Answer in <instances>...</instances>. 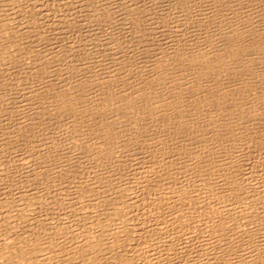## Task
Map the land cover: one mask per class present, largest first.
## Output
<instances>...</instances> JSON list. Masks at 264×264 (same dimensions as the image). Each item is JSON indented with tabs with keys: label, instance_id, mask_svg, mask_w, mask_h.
Here are the masks:
<instances>
[{
	"label": "rangeland",
	"instance_id": "1",
	"mask_svg": "<svg viewBox=\"0 0 264 264\" xmlns=\"http://www.w3.org/2000/svg\"><path fill=\"white\" fill-rule=\"evenodd\" d=\"M215 1L216 2H214V0H0V259H2L1 257L3 255V254L1 255V252L4 253V255L6 254V252L8 254L9 251H11L14 254L19 253L17 254V256L14 255L15 256L14 257L12 256L13 254L10 252L9 254L10 255L12 254L11 259H10L9 254L8 255L6 254L5 256H3V259L0 260V264H7L3 262L4 260L5 261L9 260L8 261L9 264L10 263L13 264L14 262L12 261H17L18 264L25 263L24 260L18 261L17 259L21 256L22 251H24V256H26V248H30L31 246H32L31 248H33V246H36V244L39 245L40 243L43 244L41 245V248H43V250L42 252L40 251L38 253H41V254L44 253L46 257L48 256L47 258L45 257V255L40 254V256H42L44 260L45 259L48 260V258L51 256L50 254H52V256L56 254L55 252L57 250H55L54 247L57 248L58 246L55 243H58V244L60 242L63 243V240L67 238L66 236L67 232H69V234L71 233L70 235L67 233L69 235L68 236L69 239L71 237H72L71 239L73 238L75 239V237H77L76 239L80 242H85V240L87 242L89 240V243L90 242L94 243L96 240L98 241V239H95V241L93 240L94 236H92V239H86V237L88 236L87 233L90 232V230H92L91 228L92 222L95 221L97 217L100 218L101 222L107 221V220H108V223L110 220H112L111 222H113V218H111L110 213H112L113 211L117 212L118 210L123 211L122 213H125L126 211H128V214H127L128 216L125 214L126 218L123 220L125 222L121 223L122 225L125 224L123 226H126V227L121 228L123 229L122 230L123 233L120 232L121 230H119V233L120 234L122 233L120 240H123L124 238H126L124 235V229L127 230L128 227H129L128 230L129 231L131 230L133 232L135 231L142 232V229L145 227L143 230L144 232L146 231V229L148 231L150 228L151 230L150 233L149 232L147 233H149L151 239H154L155 236H160L161 230L167 233V230H166L167 227H169L168 232L170 234L171 226H174L177 228L178 227L181 228L182 226H184V228H186L187 231L184 230V232L186 231L185 233L183 232L182 229H180V231L183 233L182 236H185L187 234V237H190L189 232H192V234L195 232L197 234L199 232V229H200V233H202V231L207 232L206 218L210 214L212 215V213L211 212L209 213V211L216 210L215 212H217L221 210L220 212L227 211L228 213V211L231 210V207L234 213L232 212V210L229 211L228 215L230 214L229 215L230 220L233 217L232 220L234 221L236 219L237 220V221L235 220L236 222L241 221L240 223L242 224V226L246 225V222H247L248 228H250L251 225H252L251 228L253 227V225H254L253 228H255V226L257 227L260 224L261 222L260 220H262V216L264 215L263 214L264 212L263 211L261 212L260 209L259 211L258 210L256 211L254 209H258L260 207L261 209L262 207L264 208V206H262V204L264 205V202H263L264 200L263 198L264 197V106L257 107L258 113L256 114L257 115L261 114V116L258 117L257 119L255 117L253 119H249L247 121L241 122L242 121V119L240 118L241 115L235 114V113L232 114L230 117H227V118L223 117V119H226L225 123L227 124H230L232 121H234L230 125V127L232 126L233 128H200L201 126H203V122L208 121V118H210L209 113L206 110H203V108H201L202 109L201 111L203 113L202 115L200 114L201 113L200 111H197V114H196L197 116L199 115L202 116V119L200 118V116L199 118L197 117L198 119L193 118V117L189 118V120L186 119L187 122L184 123L185 128H170L171 126H166L168 128H162L161 122H160L161 125L159 126V128H156L157 125H154L156 122H154L153 125L145 127L144 121L147 120V118L145 119V117L147 116L149 117V115L146 116V112H143V110H141V114L139 116L138 115L139 112H137L138 111L137 109H135L134 111L133 109L131 110V108H133L131 103H133L132 101L134 100L127 101L128 98H125L126 100L125 99L122 100V95L124 97V92L119 93L118 91H116L114 96H112L113 100H110V102L108 101L109 103L108 104L106 103L104 99H102L104 94H101V93H104V91L106 90V92L109 91V92H112L113 94L114 93L112 91L113 85L110 84L111 85L110 86L107 84L106 89H103L104 91L98 90L103 85V83H101V80L104 81V78H106L107 72H109L108 70L110 69L111 71L113 69L114 64H116V61L119 63V65H123V63L130 64V62H132V60L136 58L137 59L142 58L140 56L141 52L137 50V49H140V47L144 49L146 51V55L150 57V61L148 60L149 57L148 58L145 57L144 61L140 59L141 64L142 62L143 63L146 62L147 65L146 64H142V65L143 66L145 65L144 66L145 69L147 70V72H150V73L152 69L159 68L158 70H160V65L163 64L161 62H163L164 59H166L167 61L168 60L174 61V59H178V54L189 55L196 49L204 48L202 46H203V43L206 41L204 39H205V33L208 32L207 31L208 27L211 30L215 27L213 22L212 23L214 27L211 25V21H208L211 19L212 15H213L212 16L213 18L216 17L218 22L219 21L222 22L224 18H230L233 15H236L237 18L240 17V21L242 23L255 24L261 28L264 27V22H263L264 21V17H263L264 0H248V2L247 0L245 1L242 0L243 1L242 3H241V0L239 1L238 0H215ZM262 4H263V7H262ZM212 6H214L215 8L214 7L212 8ZM203 10H205L206 12L202 13ZM162 13L166 15V16H163V19L165 17L164 20L161 17ZM202 14H204V16L208 15L207 17L209 18L205 17L206 20H204L205 18H203L204 16ZM243 16H246V18L243 19ZM158 21L159 22L162 21L160 22L162 23L161 24L162 27L158 24L159 23ZM240 21L239 22L237 21V23H240ZM144 22H147V23H144ZM131 23L132 24L134 23L132 27H131L132 25ZM144 25H146V27ZM222 25L224 24L222 23ZM227 25H228V22H227ZM220 26L218 25V28ZM146 29H147V32L145 31ZM156 29L158 31L161 29L162 32H160L161 30L158 32ZM137 30H139L140 32ZM153 30L156 31L158 34L155 32L153 33ZM135 32H137V34ZM141 32L144 35L147 34V36H143ZM159 33L161 35H159ZM148 34L150 35L148 36ZM171 35L172 37H169ZM141 38L142 40L144 39L145 40L144 42H147V44L144 43L141 40ZM97 39L99 42H97ZM141 41H142V44H141ZM166 42L167 43L169 42L168 43L169 45ZM90 45H91V48H90ZM93 45L95 46L96 49L94 48ZM96 46L97 47L99 46L100 49H98ZM132 46L134 47L133 50H132ZM76 47H77V50H76ZM80 47L82 48L80 49ZM122 47L123 49H121ZM83 48L85 50L82 54ZM86 49L88 51H86ZM134 49H136L137 51ZM78 50H81L80 55H84V56H79L80 51ZM111 50L113 52H111ZM127 50H129L130 53L127 52ZM76 51H78L77 54H76ZM89 51L92 54L89 55ZM137 52H140V53H137ZM158 52L159 54H157ZM123 54L124 55L127 54V55L124 56ZM115 55H118V56H115ZM160 55H164L163 56L164 59L163 58H161L163 60L160 59L161 62L159 60ZM77 57L79 59H77ZM131 57H132V60H129L131 59ZM48 58H49V61L47 60ZM117 58H120V59H117ZM91 59H93V62ZM157 59L160 62L158 64H157L158 62ZM89 60L90 62L88 64ZM147 60L149 61L148 63H147ZM120 61H122L123 63L122 62L120 63ZM43 63L44 64L46 63V65H44L46 66V69L44 66L43 67L41 66L43 65ZM48 63L50 64L49 66H48ZM83 63L86 65H84L85 67L83 66L80 69V64L83 65ZM118 63L116 65L118 66V69H119L121 66H119ZM153 63L157 64L156 65L157 67L153 66L155 65ZM73 64L75 68L74 66L71 67V65ZM116 65L115 67L117 68ZM148 65L149 66L151 65V66L149 67ZM152 66L153 68H151ZM178 66L180 67V65ZM39 67L40 69L42 68V70L38 69ZM92 67L95 71L92 69ZM95 67L96 69L98 68V70H96ZM70 68L72 69L70 70ZM56 69L59 71H56ZM74 69L77 71V75ZM45 70H48V71L46 72ZM61 70L63 73L61 72ZM89 70H90V74H89ZM34 72L36 73L37 76L34 74ZM65 72H67L69 75L73 74L74 76L70 75V78L68 80L69 75ZM94 72H96L95 75H94ZM105 73L106 75L104 76L100 75V74H105ZM39 74L41 75V77L39 76ZM59 74L60 75L64 74V76L59 77ZM56 75H58V78H57L58 81L56 80L54 82H49V80L50 81L55 80L56 79L55 77H57ZM98 75H100V77ZM33 76H35L36 78H33ZM81 76L83 77L82 80H81ZM90 76L91 77L94 76V77L91 78ZM94 78L96 79V81L94 80ZM78 79L81 82H79ZM84 79H86L85 80L86 82L88 81L87 86H89V88H86L87 86H86V82L84 81ZM91 79H93L94 83ZM123 80L125 79L120 78L118 79L117 82L121 81L123 83ZM65 81L66 82L69 81L68 83L69 87L66 86ZM75 81L77 82L74 83ZM126 81L123 83V85L125 84L124 86H126L124 87V89L129 87L128 88L129 91L131 90L133 94L136 93L134 91H138L139 86H136L137 88L134 87L136 82L133 83V81L135 80L133 79L128 80V83ZM90 82L92 83V86ZM60 83L65 84V86ZM88 83L90 85H88ZM122 83L120 82L117 83L118 84L117 88L118 86L121 87ZM126 83L129 85L127 86ZM52 84L54 85V87L52 86ZM59 84H60V87H59ZM75 84H78L76 85L78 87H76ZM94 84H98V86L99 85L100 86L98 87L95 85L93 87ZM56 85L62 90H60L57 87L56 88L58 90L57 91L55 89ZM84 85H85V88L89 91H87L84 88ZM70 86L71 87L73 86L72 88H75L74 89L75 92L72 91V88H70ZM108 87L111 88V91H110V88ZM131 87L132 88L134 87V88L132 89ZM51 88L54 91H51ZM76 88H77V92H76ZM83 88L85 89L86 91L85 93H87V95L83 92L84 91ZM63 89L65 91H69L70 93L69 92L66 93ZM92 90H94L93 93H90L92 92ZM43 91L46 92V95H42V94H45ZM59 91L60 92L62 91L61 92L63 96L62 99L65 100V98L66 99L68 98V100H65V101L62 100L61 95L59 94L60 93ZM63 91L66 93L65 96L63 95L64 94ZM95 91L99 93H95ZM56 92H58V94H56ZM132 92H129V93L127 92V94H130V93L132 94ZM48 93H49V96H47ZM53 93L55 95H59L57 96L58 98ZM73 93L74 94L76 93L75 94L76 97L75 95H73ZM79 93L80 94L82 93L81 96ZM67 94H70V95L67 96ZM89 94L91 97L88 96ZM98 94H100V96ZM36 95L38 97H36ZM96 95L98 96V98H96L97 97ZM72 96H73V99L70 98ZM93 96H96V97H93ZM126 97H129V96H126ZM74 98H79L80 100L77 99L76 101ZM69 99L73 100V101L70 100L73 104H71L70 102L69 103L70 105L68 104L67 106L66 101H69ZM99 99H101L100 101L102 102L97 101ZM104 102L106 104H104ZM196 105L197 104L192 103L190 107L188 108L189 112L192 113L194 109L197 108ZM126 107L129 108L131 111H128L129 109H127ZM136 107L138 108L137 105ZM158 109H163V108L156 109L155 107V111L159 112ZM203 111H205V113ZM198 112L200 113L198 114ZM125 113H127L126 115H131V119H132V120L130 119L128 123V126H130L128 128H127V122L130 116H127L128 119L126 120V117L124 116ZM132 114H134V117ZM140 118H143V119H140ZM150 119H152L151 115H150ZM150 119L148 118L147 121H150ZM193 119H195L196 121H194ZM191 120L193 121L191 122ZM80 121H83V123ZM142 121L143 123H141ZM78 122L80 123V127L78 126L77 128L76 124L79 125ZM107 122L111 123V125H113L114 128H97V127L94 128L93 127V125L99 126L102 123H107ZM139 122L142 125V128L141 126H137V124L139 125ZM196 122H199V123L197 124ZM192 123H195V125L194 124L191 125ZM134 126L137 128H133ZM188 126L189 127L192 126V128L191 127L188 128ZM98 143H99V146H103L101 147L103 150L111 149V146H114V147L116 146V148H118L117 151L123 154L120 156L119 153L116 151L114 155L113 152L111 153L108 151L106 156L107 158L109 157L110 161L108 159L107 161L104 156L100 154L97 155V152L98 153L100 152L99 149L96 148L98 147L97 145ZM161 143L162 144L167 143L165 145L170 144V145H176V146L187 145L189 147L190 146L193 147L196 145L197 146L203 145V144H211V145L217 144L218 145L220 143H223L222 145L237 144L242 149L244 147L243 149L244 151H242V149L239 148L238 149L239 152L238 151L236 152L234 151L235 153L232 152L233 156L231 157V159L233 160L237 158V161H240V163L238 162L239 165H241L240 167L243 166L244 170L247 169L244 172L243 168H241L240 170L241 175H240V172L238 173V178L241 176L240 182L238 183L240 185L243 184L244 187L243 185H241L242 186L241 188H243L241 189L239 185L237 186L238 188L235 187V189L233 190L231 188V190L232 191L236 189H237L236 191L239 190L240 198L241 197L242 199L244 198L245 201L250 198V200H248L249 203H247L249 204V206H251V204L253 203L251 206L252 208L249 209V211L247 210L249 212V213H246L249 216V218H247V221H245V219L248 216L245 214V212L244 214H242L243 211L246 210L244 207L245 204L241 203L240 205L241 211L238 208H236V206H234L236 210L234 209L233 206H231L232 204H234L233 198L231 197V195H229V194H232L231 193L232 191L230 192L231 186H229L230 185L229 182H231L232 180L230 181L229 178L226 177L227 183H229V185L228 184L226 185L227 187H229L227 194L230 197L222 196L223 192L221 191L223 189L221 188L222 189L221 190L218 187V185H216L217 183L215 184V182L217 181H215L214 176L212 178L211 173L214 172L213 174H217V176L219 175V178L223 180L222 177L224 178L225 176H222L220 174L221 172L215 173L217 170L213 168L212 170H210L211 169L210 168L209 169L210 171L208 170L209 171L208 174L210 173L209 174L210 177L209 179H206V180H209V182L213 181V184H211L212 182L208 184V181L206 180H201V182L195 181V180L202 178L203 176L200 178L196 177L195 176L196 173H193L194 171H190L189 169H187L188 171L186 172L185 166L182 168L183 165L181 166L179 165L181 164V159L175 160L176 163L178 162L176 164L174 163L173 159L170 158V161L167 164L168 166L166 165L167 168L162 167L163 169L161 168V170H160V167H156L154 165L155 160L149 161L150 157L152 158L153 156L156 155V149L157 147L158 148L161 147ZM76 145L79 147L78 151L76 150L77 148ZM81 145H83L84 147ZM241 145L243 147H241ZM71 147H73V149ZM148 147H150V149ZM152 147H153V151L155 150V153L152 151ZM245 147H246V152L248 153L245 152ZM194 148L198 150L199 147L198 148L194 147ZM70 149H72V151H74L75 153L74 152L70 153L69 152ZM86 149L87 151H85ZM90 149L91 151L93 150L95 154L93 151L91 152ZM94 149L96 150L98 149V150L96 151ZM67 150L69 152V155H67L68 154ZM88 151L90 152L88 153ZM199 151L200 150H198V152ZM148 152L151 156H148V160H147L146 156L149 155ZM86 153L90 154L89 159L92 161V163L94 162L95 164L94 163L91 164V161L87 159L88 157L87 158L85 157V156H88ZM151 153H153L154 155ZM238 153H239V156L241 154L242 155L239 157L237 156ZM60 154L62 155L65 154V158L63 156V159H62L61 157L62 155ZM79 154L80 155L86 154V155H84L83 157L82 155L80 156ZM199 154L202 156L201 152H199ZM49 155L51 158L49 157ZM111 155L113 158L111 157ZM67 156L69 158H67ZM92 156H93V159L95 160L91 158ZM126 156H128V158ZM98 157L102 159H98ZM115 157H119V158H115ZM120 157L122 160L120 159ZM86 159H87L86 161L87 164H85L84 162ZM140 159H142L141 162H139ZM62 160L65 162L62 163L63 162ZM66 160H69L70 162L68 161L66 162ZM129 160H130V163H129ZM123 162H125L126 166H123L124 165ZM147 162L151 164H148ZM170 162H172L171 165H170ZM66 163L68 165H65ZM109 163H110V166L111 164L112 166L114 164L115 168H117L118 166L119 167L117 169H114L113 167L111 171L110 168H112V166L110 167ZM118 163H120L121 166ZM136 163L139 164L138 165L139 167L137 166ZM144 163H145V166H147V168H150L148 169L149 170L148 172L152 170L157 173L159 171L158 172L159 175L158 173L157 175L161 177V178L159 177L160 180H162L164 177V176L162 177L161 174L165 176L167 174V176L164 177L167 179L162 180L163 185L162 187L160 186L161 188L156 187L155 184H152L151 182H150V185H148L149 180L146 181L147 184L144 186V188L142 187L145 183V180L150 178L148 173H146L147 169L144 166ZM184 163L185 162H183V164ZM243 163L245 164L243 165ZM131 165L132 166L134 165V166L132 167ZM127 166L128 167L131 166V167L128 168ZM137 168L139 169L137 170ZM120 169L122 171L124 169L131 175L125 171L123 175ZM134 169L136 171H140L139 175L137 174L138 172L136 173ZM143 169L146 172H144ZM109 171L110 173H114V174L110 175ZM169 171H172V173ZM204 171H205L204 173L206 174L207 171L206 170ZM107 172L109 173V175ZM135 173L138 175V177H135L137 176ZM186 173L187 175H189V173H193L195 178L191 174L193 178L190 175L189 177L191 179L187 180V178L189 177L186 175ZM244 174H245L246 179H248L250 182L245 179ZM98 175L99 176L101 175V176L99 177ZM118 175H121V176H118ZM248 175L250 176L248 177ZM140 176H142V179H144V182ZM208 176L204 175L205 178H207ZM219 178H218V181L221 185V182H220L221 180ZM226 178H224V180H226ZM113 179H114V182H113ZM137 179L140 184L143 183L142 186L138 184ZM224 180L223 182H226ZM99 181L100 183H98ZM202 181L207 187L204 186ZM129 182H131L130 183L131 185L128 184ZM168 182H170L169 185H167ZM243 182L247 183V184L245 183L246 187ZM132 183L136 185L134 186ZM164 183L166 184V186L164 185ZM248 184L250 186L252 185L251 187H253L251 188V191L249 192L248 190H250V188L247 187ZM147 185L149 187H147ZM130 186H132V188ZM139 186L141 190H139L140 188L138 189ZM164 186L165 188L163 189ZM114 187H116L117 189L123 188L124 190L118 189L119 191L118 192L117 189L116 190L114 189ZM146 187L148 188V190H146L147 189ZM204 187L206 188V190H203L205 189ZM214 187L216 190H214ZM111 188L112 190H110ZM129 188H131V191ZM135 188L137 189L133 190ZM142 188L143 189L146 188L145 190L147 193ZM223 188L225 189V187ZM158 189H161V190H158ZM218 189L220 191L217 192ZM125 190L128 193L130 191V193L128 194L129 196L127 195ZM167 190L171 191V192L169 191L170 194H168ZM105 191L106 193H104ZM111 191L112 192L115 191V193L110 194ZM142 192L143 193L145 192L144 194L145 196L142 194ZM103 193L104 195L107 196V197L106 196L103 197V198H106L105 201L102 198V196H104ZM174 193L176 196L173 195ZM243 193L244 194L246 193V194L244 195ZM124 194H126L128 197L126 196H125L126 198L123 197ZM164 194L166 195L168 194L170 198ZM182 194H185V195H182ZM251 194H253L254 196ZM111 195L113 199L111 198ZM114 195L116 196L115 198H114ZM248 195L250 197H248ZM130 196L133 198H129ZM164 196L169 199H174V202H178V203L181 200L182 202L180 201V203L183 204L184 207L180 203L178 204V203L173 202L174 204L173 205L171 203L172 202L171 200L167 202L168 204H165ZM178 196H179V200H178ZM108 197L111 198L114 201V203L118 202L119 205L117 206L116 205L117 203L114 204L113 202H111L112 200L110 201ZM143 197H145V199ZM181 197H184L186 201L187 200L188 201L187 202L184 201L185 200L184 198L182 200ZM107 199H109V203H112V204H108V201L106 203ZM126 199L130 201H127ZM252 199H254L253 200L254 202L257 200L259 201L258 202L259 204L260 203L262 204L260 206L258 205V203L254 204V202L251 201ZM122 200L124 201L126 200L124 202L125 206ZM155 200L156 202H154ZM160 200H162L163 203H161ZM119 202H121V205ZM153 202L155 203L154 207L156 208L153 207L152 205L154 204ZM183 202H185L186 204H189V203L190 204L186 206V204ZM126 204H128V206H126ZM156 204L157 205L159 204L158 206H160V208L156 206ZM170 204L173 205L172 206L173 208L170 206ZM197 204L198 206H200L199 207L200 209L198 208ZM107 205H109L108 207H110V212H109ZM115 205L117 206L116 207L117 210H115L114 208ZM148 205L150 206L152 205V206L147 207ZM122 206L126 208L128 207L130 211L124 207L121 208ZM129 206H131V208ZM168 206L170 207V209L171 208L172 209L169 210ZM176 206L179 207V209H180V206L183 207L184 209L181 208V210L178 211L177 210L178 208ZM175 207L176 209H174ZM157 208H159V211H156ZM242 208H244V210ZM153 210L155 213L156 212L158 213L160 212V214L162 213V216L158 214V218H156L157 217L156 216L157 213H156L154 214L155 216L154 217L153 214L150 212V211L153 212ZM131 211L133 212L131 215L132 217L129 216V213L131 214ZM136 212L139 214V216L137 217H136L137 215ZM166 212L168 213L171 212V216L170 214ZM220 212H219V217L220 215L221 217H223V215H225L226 217L227 215L226 213L222 212L220 214ZM255 213H259L257 215H259L260 220L258 219L257 215H256L257 218L255 217ZM163 214L164 216H166L165 218L168 219L169 222L167 220H164L165 218L163 217ZM167 214L168 216H170L169 218ZM173 214H178L179 220L177 219L176 216L174 217ZM216 214L218 216V213ZM235 214L238 217H235L236 216ZM249 214H251L253 218L252 216L250 217ZM146 215L149 216L147 218L152 219L153 224L150 222L151 220L148 221V219L145 218ZM108 216H110V218ZM241 216L243 218L245 217L244 221ZM127 218L129 220L132 219V221L128 222L130 226L127 225L128 224L126 222ZM154 218H156L155 221L159 219L161 220V222H159L158 220L156 222H153ZM173 219L177 220V223L176 221H172ZM248 219H250L251 222L252 221L254 222H252L251 225H249L248 223L250 222H248ZM141 220H145L144 224H143V221L141 222ZM146 220L148 223H146ZM162 220H164V222ZM185 220L186 221L190 220L189 222L187 221L188 222L187 224L189 225L187 224H186L187 226L185 225V222H186ZM191 220L193 221L192 225H190ZM258 220H259V223H257L258 224L257 225L255 221L258 222ZM178 221L179 222L183 221V223L182 222L181 223L184 225L180 226ZM205 221L206 223H204ZM132 222H133V225H132ZM170 222L171 223L173 222V224L171 225ZM156 223L159 224V226L161 227V228L159 227L160 230L157 228L158 225ZM161 223H164V224H161ZM240 223L238 222L236 224L240 225ZM253 223H255L256 225ZM121 224L116 223L117 226ZM145 224L148 228L145 226ZM136 225L138 228L136 227ZM163 225H165L163 227L164 229L166 228L165 231L162 228ZM195 225L197 226V228L200 225L201 226L203 225L202 227L205 228V231L202 230L201 226L200 228L197 229ZM260 225H263V226H260ZM260 225L259 226L262 228H257V230H263L264 221H262ZM114 226L112 227V229L114 228ZM139 227H141L140 228L141 230H139ZM190 227H192L193 229L194 228L196 229L191 230L192 228ZM153 228H155V230ZM179 228H178V232H179ZM152 229L156 231V233L153 232ZM113 231H115V229H113ZM152 232L154 233L153 238L151 237ZM43 233H45L43 236L40 235ZM72 233L73 235L83 233V235L85 234L86 237L83 236L85 239L82 240L83 237L80 234L79 236H73ZM95 233H97V231ZM132 233L130 234L132 237L128 243L129 247L128 249L126 248V251L127 250L129 251L131 249V251L133 252L135 249H137L136 246H138L140 240L138 238L139 241H137L136 236L138 234L136 232L135 234L137 235H132ZM195 233H194L195 238L197 237V235H201L200 233H198L197 235ZM143 234L144 233H141L138 236L139 237L144 236ZM46 235L48 238L47 242L44 241L45 239L42 240V237L46 238ZM100 235H101V232L99 234V238H100ZM263 235H264V232H263ZM191 237L194 238L193 236ZM50 239L51 241H54L57 239H60V240L54 241L53 243V242H49ZM155 239L157 240L156 237ZM36 240H37V243L35 242ZM32 242L34 245L32 244ZM45 243H48L49 249L47 248V244ZM61 243L60 245L62 246L63 244ZM74 245H76V243ZM86 246H84V248ZM8 247L11 250H9ZM67 247L68 248L66 249H70V250L72 249V247L70 246H67ZM13 248L14 249L16 248L15 251L16 250L18 251L19 249L21 250L18 252H15ZM52 248L54 249V253H55L54 255H53ZM5 249H8L9 251ZM78 249H76V251ZM46 250H48L47 253L49 254L46 253ZM80 250H82V248L79 249V251ZM63 251H65L66 253L63 252L59 254L66 255L68 253V250H63ZM79 251L78 253L77 252L75 253V249H74V252L72 251L74 253L73 255H76V254L80 255L81 252ZM128 251L126 252V256L132 255L131 251L130 252ZM214 253H216V251ZM134 254H135L134 256L136 258V261H138L137 260V257L139 255L138 252ZM38 255L39 254H37V257ZM40 256L38 257L40 258L39 260L42 259V257ZM113 256L114 254H112L109 258ZM55 257H57L56 261L58 262L63 258L62 257L60 259L57 255ZM185 257H187V259L192 258L191 251L190 253L186 252V254L183 255V259H185ZM35 258H36V255H35ZM58 258L60 260H58ZM117 258L118 257H113V260ZM115 263H116V260H115Z\"/></svg>",
	"mask_w": 264,
	"mask_h": 264
},
{
	"label": "bare ground",
	"instance_id": "2",
	"mask_svg": "<svg viewBox=\"0 0 264 264\" xmlns=\"http://www.w3.org/2000/svg\"><path fill=\"white\" fill-rule=\"evenodd\" d=\"M239 1V0H238ZM245 1V0H244ZM212 2V1H211ZM214 2H216L215 0H214ZM235 2V1H234ZM243 1L241 0V3H242ZM247 2H248V0H247ZM247 2H245V3H247ZM200 3V2H199ZM219 3V2H218ZM217 4V3H216ZM215 4V5H216ZM240 4V3H239ZM201 5V4H200ZM202 5H203V3H202ZM212 5V4H211ZM210 5V6H211ZM210 6H209V8H210ZM261 6V5H260ZM199 7H201V6H199ZM214 6H212V8H213ZM257 7V6H256ZM259 7V6H258ZM262 7H263V4H262ZM208 8V9H209ZM215 8V7H214ZM198 9H200V8H198ZM258 9V8H257ZM260 9V8H259ZM263 9H264V7H263ZM161 12H163V11H161ZM206 11L205 10H203V12L202 13H205ZM213 12V11H212ZM199 13H200V11H199ZM208 13V12H207ZM206 13V14H207ZM211 13V12H210ZM167 14V13H166ZM203 16H204V14H202ZM163 16H166V15H164L163 13H162V15H161V17H162V19H163ZM169 16V15H168ZM208 15H205L203 18H205V17H207ZM213 16V15H212ZM211 16V19L210 20H208V21H211V25L213 26V23H214V28L211 30V29H209V27H208V29H207V31L208 32H206L205 33V39L204 40H206L204 43H203V46L202 47H204V48H202V49H196V50H194L191 54H189V55H180V54H178V59H174V61H167L166 59H164L163 58V56L164 55H160L159 56V60L161 59V58H163L164 59V61L163 62H161V60H163V59H161L160 60V62L161 63H163V64H161L160 65V70H158L159 68H156L157 66V64L158 63H160L159 61H158V59H157V64H155V63H153V64H155V65H153V66H156V67H154V68H156V69H152L151 70V73L150 72H147V70L145 69V65L143 66L142 64H146V62L145 63H143L142 62V64H141V60L140 59H142V61H144V58L145 57H149L148 55H146V51L144 50V49H142L141 47H140V49H137V50H139L140 52H141V55L140 54H138V55H140L142 58H140V59H137L136 58V56H138V55H136L135 56V58L136 59H134V60H132V57H131V59H129V60H132V62H130V64H124L122 61H120V63L122 62L123 63V65H119V63L116 61V64L118 63V65L119 66H121L119 69H118V66L116 65V64H114V67H115V65L117 66V68L115 67H113V69L110 71V69L108 70L109 72H107V75H106V73L105 74H100V75H102V76H104V75H106V78H107V80H106V78H104V81H102L101 80V83H103V85L101 86V88H99L98 90H100V91H104L103 89H106V86H107V84L108 85H113V89H112V91L114 92L113 94H112V92H106V90L104 91V93H101V94H104V96H103V98L102 99H104L105 101H106V103H108V101L110 102V100H113L112 99V96H114V94L116 93V91H118L119 93H123L124 92V97H123V95H122V100L123 99H125V98H128V100L127 101H129V100H134V101H132L133 103H131V102H129V103H131L132 104V107L133 108H131V110L133 109V111L135 110V109H137L138 111L137 112H139V116H140V114H141V110H143V112H146V116L147 115H149V117L147 116V117H145V119L147 118V120H148V118L150 119V115H151V118L152 119H150V121H144V125H145V127L146 126H150V125H153L154 124V122H156L154 125H157V127L156 128H159V126L161 125L162 126V128H168V127H166V126H171L170 128H185L184 127V123L185 122H187L186 121V119H188L189 120V118H196V119H198L199 118V116H197L196 114H197V111H200V112H198V114L200 113L201 115L203 114L202 113V109L201 108H203V110H206L208 113H209V117L210 118H208V121H204L203 122V126H201L200 128H233L232 126L230 127V125L234 122V121H232L230 124H227V123H225V121H226V119H223V117H230L232 114H239V115H241L240 116V118L242 119V121L241 122H244V121H247V120H249V119H253V118H255L256 117V119L258 118V117H260L261 116V114H259V115H257L256 113H258V108L257 107H260V106H264V27L263 28H261V27H259V26H257V25H255V24H249V23H242L241 21H240V17L239 18H237V16L236 15H233L232 17H230V18H224L223 20H222V22H218L217 21V19H216V17H212ZM263 17H264V14H263ZM159 18V17H158ZM157 18V19H158ZM203 18H202V20H203ZM207 18H209V17H207ZM246 18V16H243V19H245ZM156 19V18H155ZM164 19H165V17H164ZM163 19V20H164ZM201 19V18H200ZM242 19V20H243ZM197 20V19H196ZM204 20H206V18L204 19ZM226 20H227V22H228V25H227V22H226ZM152 21V20H151ZM150 21V22H151ZM237 21L239 22L240 21V23H237ZM159 22V21H158ZM160 22H162V21H160ZM158 23L161 27H162V23ZM213 22V23H212ZM264 22V21H263ZM144 23H147V22H144ZM156 23V22H155ZM222 23L224 24V25H222ZM132 24V23H131ZM154 24V23H153ZM152 24V25H153ZM197 24V23H196ZM134 25V23L131 25V27ZM148 25H150V24H148ZM147 25V26H148ZM151 25V26H152ZM218 25L220 26V25H222V26H220L219 28H218ZM253 25V26H252ZM259 25V24H258ZM145 27H146V25H144ZM228 26V27H227ZM263 26V25H262ZM155 27V26H154ZM159 28V27H158ZM150 29H152V28H150ZM162 29V28H161ZM160 29V30H161ZM143 30V29H142ZM157 30V29H156ZM159 30V31H160ZM137 31H139V30H137ZM146 32H147V29L145 30ZM158 31V30H157ZM158 31V32H159ZM140 32V31H139ZM143 32V31H142ZM141 32V33H142ZM157 33L156 31H154L153 30V33ZM160 32H162V30L160 31ZM136 34H137V32H135ZM144 33V32H143ZM142 33V34H143ZM140 34V33H139ZM158 34V33H157ZM150 34H148V36H149ZM159 35H161L160 33H159ZM143 36H147V34L146 35H144L143 34ZM142 36V37H143ZM155 36V35H154ZM156 36H158V35H156ZM164 36V35H163ZM136 37V36H135ZM160 37V36H159ZM166 37V36H165ZM169 37H172V35L171 36H169ZM174 37V36H173ZM150 38H152V37H150ZM155 38V37H154ZM153 38V39H154ZM158 38V37H157ZM156 38V39H157ZM163 38V37H162ZM137 39V38H136ZM159 39V38H158ZM168 39V38H167ZM96 40V39H95ZM140 40V39H139ZM141 40H142V38H141ZM155 40V39H154ZM203 40V41H204ZM143 42L145 41L144 39L142 40ZM142 41H141V44H142ZM167 41V40H166ZM171 41H173V40H171ZM96 42V41H95ZM97 42H99L98 41V39H97ZM149 42V41H148ZM130 43V42H129ZM144 43H146L147 44V42H144ZM167 43V42H166ZM169 43V42H168ZM167 43V44H168ZM209 43V44H208ZM97 44V43H96ZM136 44V43H135ZM134 44V45H135ZM140 44V43H139ZM138 44V45H139ZM206 44H208V45H206ZM120 45V44H119ZM144 45V44H143ZM169 45V44H168ZM94 46V45H93ZM93 46H92V48H93ZM100 46V45H99ZM97 47L98 49H100V47ZM118 46V45H117ZM121 46V45H120ZM128 46V45H127ZM130 46H131V44H130ZM129 46V47H130ZM137 46V45H136ZM147 46V45H146ZM73 47V46H72ZM79 47V46H78ZM84 47V46H83ZM86 47H87V45H86ZM119 47V46H118ZM128 47V48H129ZM82 47H80V49H81ZM85 48V47H84ZM83 48V51H82V54H83V52H84V49ZM90 48H91V45H90ZM94 48H95V46H94ZM115 48H116V46H115ZM126 48V47H125ZM133 46H132V50H133ZM138 48V47H137ZM88 49V48H87ZM86 49V51H88ZM96 49V48H95ZM118 49H120V48H118ZM121 49H123V47L121 48ZM76 50H77V47H76ZM113 50H114V48H113ZM126 50V49H125ZM134 50H136V49H134ZM136 50V51H137ZM78 51H80V53H79V56H84V55H80L81 54V50H78ZM78 51H76V54H77V52ZM75 52V51H74ZM74 52H73V54H74ZM111 52H113L112 50H111ZM117 52V51H116ZM120 52H121V50H120ZM127 52H129L130 53V51L129 50H127ZM133 52V51H132ZM140 52H137V53H140ZM148 52V51H147ZM152 52V51H151ZM87 53V52H86ZM85 53V54H86ZM124 53V52H123ZM126 53V52H125ZM88 54V53H87ZM90 54H92V53H90V51H89V55ZM120 54V53H119ZM118 54V55H119ZM148 54V53H147ZM157 54H159V52L157 53ZM118 55H115V56H118ZM124 55V54H123ZM125 55H127V54H125ZM124 55V56H125ZM129 55V54H128ZM135 55V54H134ZM73 56V55H72ZM76 56V55H75ZM87 56V55H86ZM120 56V55H119ZM131 56V55H130ZM129 56V57H130ZM94 57V56H93ZM99 57V56H98ZM113 57H114V55H113ZM84 58H86V57H84ZM83 58V59H84ZM95 58V57H94ZM45 59V58H44ZM77 59H79L78 57H77ZM117 59H120V58H117ZM127 59H128V57H127ZM48 61H49V58L47 59ZM46 60V61H47ZM92 60V62H93V59H91ZM128 60V61H129ZM148 60L150 61V57L148 58ZM147 60V63L149 62ZM42 61V60H41ZM119 61V60H118ZM125 61H126V59H125ZM44 62V61H43ZM89 62H90V60L88 61V64H89ZM113 62V61H112ZM115 62V61H114ZM153 62V61H152ZM155 62V61H154ZM50 63V62H49ZM48 63V66L51 64H49ZM73 63V62H72ZM77 63V62H76ZM87 63V62H86ZM96 63V62H95ZM126 63H127V61H126ZM41 64V63H40ZM113 64V63H112ZM151 64V63H150ZM180 65V67L178 66V65ZM44 65H46V63L44 64L43 63V65H41L42 67L44 66ZM70 65V64H69ZM84 65H86V64H84L83 63V65H81L80 64V69H81V67H83ZM99 65V64H98ZM147 65V64H146ZM40 66V67H41ZM72 66H74V64L73 65H71V67ZM88 66V65H87ZM97 66V65H96ZM105 66V65H104ZM149 66V65H148ZM151 66V65H150ZM149 66V67H150ZM153 66L151 67V68H153ZM40 67L38 68V69H40ZM45 67V69H46V66H44ZM77 67V66H76ZM85 67V66H84ZM91 67V66H90ZM60 68V67H59ZM66 68H68V67H66ZM74 68H75V66H74ZM78 68V67H77ZM64 69V68H63ZM72 68H70V70H71ZM84 69H86V68H84ZM91 69V68H90ZM92 69H93V67H92ZM95 69H96V67H95ZM108 69V68H107ZM124 69V70H123ZM148 69V68H147ZM40 70H42V68L40 69ZM39 70V71H40ZM44 70V69H43ZM65 70V69H64ZM75 70V69H74ZM94 70V69H93ZM96 70H98V68L96 69ZM46 72L48 71V70H45ZM44 71V72H45ZM56 71H59V70H57L56 69ZM76 71V70H75ZM78 71H79V69H78ZM95 71V70H94ZM35 72H37V71H35ZM34 72V74L36 75V73ZM43 72V73H44ZM61 72H62V70H61ZM83 72V71H82ZM93 72V71H92ZM91 72V73H92ZM42 73V72H41ZM63 73V72H62ZM65 73H67V72H65ZM64 73V74H65ZM76 73V75H77V71L75 72ZM78 73H80V72H78ZM95 73L96 72H94V75H95ZM58 74V73H57ZM64 74H59V77H62V76H64ZM68 74V73H67ZM66 74V75H67ZM86 74V73H85ZM89 74H90V70H89ZM93 74V73H92ZM54 75V74H53ZM69 75V74H68ZM70 75H72V76H74L73 74H70ZM70 75H69V77H68V80H69V78H70ZM100 75H98L99 77H100ZM37 76V75H36ZM39 76L41 77V75L39 74ZM57 77H55L56 79L55 80H53V81H50L49 80V82H54V81H56L57 80V78H58V75H56ZM72 76H71V78H72ZM96 76H97V74H96ZM102 76H101V78H102ZM91 77V76H90ZM89 77V78H90ZM94 76H92L91 78H93ZM33 78H36L35 76H33ZM82 76H81V80H82ZM84 78H85V76H84ZM87 78H88V76H87ZM97 78V77H96ZM125 79V80H123V83L126 81L127 83H128V80H131V79H133V80H135V81H133V83L134 82H136V84H135V86L134 87H136V86H139L138 87V91H134V92H136V93H134L133 94V92L130 90L129 91V87H127V88H125L124 89V87H126V86H124L123 85V83L121 82V81H119L120 83H122V85H121V87H119L118 86V88H117V83H119V82H117L118 81V79ZM53 79V78H52ZM100 79V78H99ZM66 80V79H65ZM74 80V79H73ZM79 80V79H78ZM86 79H84V81H85ZM92 81H93V79H91ZM91 80H89V81H91ZM94 80L96 81V79L94 78ZM58 81V80H57ZM63 81V80H62ZM61 81V82H62ZM71 81V80H70ZM60 82V81H59ZM64 82V81H63ZM62 82V83H63ZM66 82V81H65ZM77 81H75L74 83H76ZM79 82H81L80 80H79ZM86 82V81H85ZM88 82V81H87ZM87 82H86V86H87ZM98 82V81H97ZM56 83H58V82H56ZM62 83H60V84H62ZM68 83H69V81L68 82H66V86H68ZM73 83V82H72ZM93 83H94V81H93ZM126 83V84H127ZM133 83H131V84H133ZM54 84V83H53ZM52 84V86L54 87V85ZM60 84H59V87H60ZM90 84H91V86H92V83L90 82ZM89 83H88V85H90ZM100 84V83H99ZM62 85H64L65 86V84H62ZM73 85V84H72ZM76 85H78V84H75V86ZM83 85V84H82ZM98 86V84H94L93 85V87L94 86ZM110 85V86H111ZM129 84H127V86H128ZM51 86V85H50ZM51 86V87H52ZM63 86V87H64ZM74 86V85H73ZM72 86V87H73ZM100 86V85H99ZM98 86V87H99ZM132 86V85H131ZM58 86L56 85V87H55V89L57 88ZM58 87V88H59ZM69 87V86H68ZM71 86H70V88H72ZM76 87H78V86H76ZM97 87V88H98ZM115 87V88H114ZM133 87V88H134ZM48 88H49V86H48ZM79 88H80V86H79ZM82 88V87H81ZM84 88H85V85H84ZM83 88V92L85 93L86 91H85V89L86 88H89V86H87L85 89ZM108 88H110V87H108ZM132 88V87H131ZM130 88V89H131ZM132 88V89H133ZM137 88V87H136ZM60 89V88H59ZM74 89L75 88H72V91H74ZM91 89V88H90ZM127 89H128V91H127ZM57 90V89H56ZM60 90H62V89H60ZM64 90V89H63ZM71 90V89H70ZM87 90V89H86ZM95 90V89H94ZM94 90H92V92H90V93H93V91ZM109 90V89H108ZM51 91H54L52 88H51ZM58 91V90H57ZM65 91V90H64ZM63 91V92H64ZM87 91H89V90H87ZM97 91V90H96ZM95 91V93H99V92H96ZM110 91H111V88H110ZM44 92V91H43ZM60 92V91H59ZM62 92V91H61ZM61 92L59 93L60 95H61V99L63 98V96H62V94H61ZM66 93L67 92H69V91H65ZM64 92V96H65V93ZM75 92V91H74ZM76 92H77V88H76ZM80 92V91H79ZM82 92V93H83ZM126 92V93H125ZM127 92L129 93V92H132V94L130 93V94H127ZM45 94H42V95H46V92H44ZM50 93V92H49ZM49 93H48V95L47 96H49ZM52 93V92H51ZM70 93V92H69ZM81 93V94H82ZM38 94V93H37ZM54 94V93H53ZM56 94H58V92H56ZM76 94V93H75ZM74 93H73V95H75ZM80 94V93H79ZM81 94H80V96H81ZM86 95H87V93H85ZM55 95V94H54ZM68 95H70V94H67V96ZM71 95H72V93H71ZM99 96H100V94H98ZM121 95V94H120ZM56 97L57 96H59V95H55ZM54 96V97H55ZM66 96V97H67ZM79 96V97H80ZM88 96H90V94L88 95ZM97 96V95H96ZM96 96H93V97H96ZM102 96V95H101ZM126 96H129V97H126ZM131 96V97H130ZM36 97H38L37 95H36ZM51 97V96H50ZM75 97H76V95H75ZM78 97V96H77ZM84 97V96H83ZM91 97V96H90ZM58 98V97H57ZM70 98H72L73 99V96L72 97H70ZM82 98V97H81ZM88 98V97H87ZM96 98H98V96L96 97ZM101 98V97H100ZM76 101H77V99H79V98H74ZM62 100H64V99H62ZM65 100H68V98L66 99L65 98ZM64 100V101H65ZM71 99H69V101H66V104H67V106H68V104L71 102V101H73V100H71ZM80 100V99H79ZM101 99H99V100H97V101H99V102H102V101H100ZM103 100V101H104ZM126 100V99H125ZM124 100V101H125ZM112 102V101H111ZM76 103V102H75ZM105 102H104V104H106ZM113 103V102H112ZM123 103V102H122ZM127 103V102H126ZM125 103V104H126ZM192 103H195V104H197L196 105V107L197 108H195L194 109V111L191 113V112H189V107H190V105L192 104ZM71 104H73L72 102H71ZM109 104V103H108ZM124 104V103H123ZM63 105H64V103H63ZM70 105V104H69ZM110 105H111V103H110ZM136 105L138 106V108L136 107ZM131 106V105H130ZM193 106V105H192ZM191 106V107H192ZM66 107V106H65ZM155 107H156V109L157 108H163V109H158L159 110V112H157V111H155ZM64 108V107H63ZM127 108V107H126ZM127 109H129V108H127ZM126 110V109H125ZM130 109L128 110V111H131ZM204 113H205V111H203ZM130 113V112H129ZM127 113H125L124 114V116L126 117V120L128 119L127 118V116H130V118H129V120H128V122H127V128L128 127H130V126H128V123H129V121H130V119H131V115H126ZM131 114V113H130ZM133 115V117H134V114H132ZM137 115V116H138ZM208 115V114H207ZM206 115V116H207ZM136 116V117H137ZM191 116V117H190ZM205 116V115H204ZM203 116V117H204ZM132 117V118H133ZM135 117V118H136ZM198 117V118H197ZM139 118V117H138ZM200 118L202 119V116H200ZM220 118H222V119H220ZM140 119H143V118H140ZM132 120V119H131ZM194 121H196L195 119H193ZM193 120H191V122L193 121ZM200 120V119H199ZM198 120V121H199ZM133 121H135V120H133ZM132 121V122H133ZM137 121V120H136ZM139 121V120H138ZM141 121V120H140ZM80 122H82L83 123V121H80ZM131 122V123H132ZM160 122H161V124H160ZM189 122V121H188ZM190 122V123H191ZM135 123V122H134ZM133 123V124H134ZM137 123V122H136ZM141 123H143V121L141 122ZM197 124L199 123V122H196ZM78 124L79 125H77L76 124V126H77V128H78V126L80 127V123L78 122ZM195 125V123H192L191 125ZM200 124H202V123H200ZM227 126H226V125ZM83 125V124H82ZM135 125V124H134ZM91 126V125H90ZM137 126H141V128H142V125L140 124V122H139V125L137 124ZM199 126V125H198ZM93 127L94 128H114V126L113 125H111V123H102L101 125H99V126H95V125H93ZM92 127V128H93ZM152 127H154V126H152ZM191 128H192V126H190ZM189 126H188V128H190ZM196 127H197V125H196ZM83 128H84V126H83ZM133 128H137V127H133ZM161 128V127H160ZM187 128V127H186ZM194 128V127H193ZM199 128V127H198ZM164 144V143H163ZM162 143H161V147H157V149H156V155L155 156H153L152 158L150 157L149 159V161H151V160H155V162H154V165L156 166V167H160V170H161V168L162 167H165V168H167L166 167V165L168 164V162L170 161V158L171 159H173V161H174V163H176L175 162V160H180L181 159V164H179L180 166L181 165H183L182 166V168L185 166V169H186V172L188 171L187 169H189L190 171H194L193 173H196L195 174V176L196 177H202V178H200V179H198V178H196V179H198V180H195V181H200L201 182V180H206V179H209V177H210V173L208 174V172L210 171V170H212V168L213 169H215V170H217L215 173H219V172H221L220 174L222 175V176H225L224 178H229V180L232 182H229L230 183V185H229V183H227V178H226V180H224V178L222 177V176H220V177H222V179L224 180V181H226V182H223V180H221L220 178H219V175L217 176V174H213V173H211L212 175V178H213V176H214V178H215V181H217V182H215V184L216 185H218V187L222 190L221 192H223V194H222V196H225V197H230L229 195H231V197L233 198V201H234V204H232L231 206H236V208H238L239 210L241 209V207H240V205H241V203L242 204H245V209L246 210H244V208H242L244 211H243V213L242 214H244V212H245V214L246 213H249L248 211H249V209H251L252 207V204H251V206H249V204H247V203H249V201L248 200H250V198L248 199V200H246L245 201V199L243 198L242 199V197L240 198V196H239V190L238 191H236V190H234V191H232L233 189H235V187H237V186H239L240 184L238 183V182H240V175H241V172H240V170H241V168H243V166L242 167H240L241 165H239V163H240V161H237V158L236 157H234V158H236V159H231V157L233 156L232 154V152H236V151H238V149L240 148V146H238L237 144H232V145H222L223 143H220V144H216V145H211V144H203V145H196V146H193V147H189V146H187V145H178V146H176V145H170V144H168V145H165V144H167V143H165L164 145H163ZM98 145V147H96V148H98L99 149V153L97 152V155L98 154H100V155H102V156H104L105 158H106V160L108 159L109 161H110V159H109V157L107 158V156H106V154L108 153V151L109 152H113L114 153V155H115V153H116V151H117V149L118 148H116V146L114 147V146H111V149H106V150H103L101 147H103V146H99V143L97 144ZM77 146V145H76ZM81 146H83V145H81ZM159 146V145H158ZM84 147V146H83ZM106 147V146H105ZM194 147H199L198 148V150H200L199 152H201V154H202V156L199 154V152H198V150L197 149H195ZM241 147H243L242 145H241ZM72 149H73V147H71ZM86 148V147H85ZM89 148H90V146H89ZM92 148H94V147H92ZM149 149H150V147H148ZM247 148H249V147H247ZM253 148V147H252ZM69 149V148H68ZM72 149H70V153L71 152H74V151H72ZM78 149H79V147L77 146V148H76V150L78 151ZM82 149H84V148H82ZM97 149V150H98ZM148 149V150H149ZM155 149V148H154ZM240 149H242V148H240ZM243 149H244V147H243ZM242 149V151H244ZM81 150V149H80ZM79 150V151H80ZM94 150H96V149H94ZM96 150V151H97ZM125 150H126V148H125ZM147 150V151H148ZM196 150H197V152H196ZM251 150V149H250ZM85 151H87V149L85 150ZM84 151V152H85ZM90 151H91V149H90ZM90 151H88V153L90 152ZM93 151V150H92ZM91 151V152H92ZM128 151V150H127ZM152 151H153V147H152ZM151 151V152H152ZM69 152H68V150H67V155H69ZM94 152V151H93ZM118 152V151H117ZM125 152V151H124ZM154 153H155V150L153 151ZM234 152V153H235ZM239 152V151H238ZM245 152H246V147H245ZM245 152H243V153H245ZM66 153V152H65ZM75 153V152H74ZM79 153V152H78ZM88 153H86L88 156H85L88 160H90L89 159V156H90V154H88ZM119 153V152H118ZM121 153V152H120ZM119 153V155L121 156L123 153H121L120 154ZM147 153V152H146ZM201 156H199L198 154ZM241 153V152H240ZM246 153H248V152H246ZM83 154V153H82ZM81 154V155H82ZM86 154H84V155H86ZM94 154H95V152H94ZM148 154H149V152H148ZM151 154H153V153H151ZM60 155H62V154H60ZM80 155V154H79ZM80 155V156H81ZM84 155H82L83 157H84ZM92 155V154H91ZM113 155V154H112ZM112 155H111V157H112ZM154 155V154H153ZM198 155V156H197ZM242 155V154H241ZM240 155V156H241ZM63 156H64V158H65V154H63L61 157H62V159H63ZM101 156V157H102ZM144 156V155H143ZM148 156H151L150 154L149 155H147L146 157H147V160H148ZM237 156H239V153L237 154ZM239 156V157H240ZM49 157H50V155H49ZM94 157H95V155H94ZM125 157V156H124ZM127 158H128V156H126ZM155 157V158H154ZM51 158V157H50ZM67 158H69L68 156H67ZM92 159H93V156L91 157ZM113 158V157H112ZM112 158H111V160H112ZM115 158H119V157H115ZM114 158V159H115ZM144 158V157H143ZM87 159L84 161L85 162V164H87ZM97 159V158H96ZM98 159H102V158H100V157H98ZM97 159V160H98ZM120 159H121V157H120ZM119 159V160H120ZM126 159V158H125ZM240 159V158H239ZM65 160V159H64ZM93 160H95V159H93ZM107 160V161H108ZM122 160V159H121ZM128 160V159H127ZM141 160L142 159H140L139 160V162H141ZM63 161V160H62ZM70 162L69 160H66V162ZM91 161V160H90ZM89 161V162H90ZM101 161V160H100ZM100 161H98V162H100ZM106 161V162H107ZM114 161V160H113ZM118 161V160H117ZM125 161V160H124ZM146 161V160H145ZM65 161H63L62 163H64ZM88 162V163H89ZM97 162V163H98ZM126 162V161H125ZM125 162H123V166H126L125 165ZM138 162V161H137ZM138 162V163H139ZM143 162V161H142ZM183 162H185L184 164H183ZM239 162V163H238ZM94 163V162H93ZM92 163V161H91V164H93ZM112 163V162H111ZM117 163V162H116ZM121 163V162H120ZM120 163H118L119 165H120ZM129 163H130V160H129ZM146 163V162H145ZM145 163H144V166H145ZM148 163V162H147ZM171 163L172 162H170V165H171ZM178 163V162H177ZM176 163V164H177ZM180 163V162H179ZM95 164V163H94ZM137 164V163H136ZM148 164H151V163H148ZM153 164V163H152ZM245 163H243V165H244ZM63 165V164H62ZM65 165H68L67 163L65 164ZM65 165H64V167H65ZM89 165V164H88ZM97 165V164H96ZM95 165V166H96ZM135 165V164H134ZM133 165V166H134ZM139 164H137V166H138ZM87 166V165H86ZM109 166H110V163H109ZM111 166H112V164H111ZM110 166V167H111ZM117 166V165H116ZM121 166V165H120ZM132 166V165H131ZM131 166H129V167H131ZM132 166V167H133ZM137 166H135V167H137ZM142 166V165H141ZM168 166V165H167ZM67 167V166H66ZM89 167V166H88ZM113 167H114V164H113V166H112V168H110L111 169V171H112V169H113ZM119 167V166H118ZM117 167V168H118ZM128 167V166H127ZM128 167V168H129ZM139 167V166H138ZM146 167V169H147V172L146 171H144V169H143V171L144 172H146V173H148V175H149V177L150 178H148V179H146L145 180V183H144V185H143V183H139L138 182V179H137V182H138V184L140 185V186H142L143 188H144V186L147 184V182L146 181H148L149 180V184L148 185H150V182L152 183V184H155V186L156 187H162V185H163V182H162V180L163 179H167V178H164V177H166L167 176V174H166V176L165 175H162L161 174V176L163 177V179L162 180H160L159 179V177L160 176H158L159 175V171L157 172L158 173V175H157V173L155 172V171H150V172H148L149 170L148 169H150V168H147V166H145ZM145 167H143V168H145ZM151 167V166H150ZM152 167H153V165H152ZM151 167V168H152ZM245 167V166H244ZM251 167V166H250ZM95 168V167H94ZM117 168H115L114 167V169H117ZM121 168V167H120ZM211 168V169H210ZM93 169V168H92ZM109 169V168H108ZM125 169H126V167H125ZM136 169V168H135ZM134 169V170H135ZM139 168H137V170H138ZM142 169V168H141ZM155 169H157V168H155ZM163 169V168H162ZM210 169V170H209ZM249 169V168H248ZM121 170V169H120ZM132 170V169H131ZM204 170H206L207 171V173L205 174L204 172ZM209 170V171H208ZM243 170H244V168H243ZM247 169H245L244 170V172L246 171ZM115 171H117V170H115ZM114 171V172H115ZM119 171V170H118ZM122 171V170H121ZM124 169H123V171L121 172V173H123V175H124ZM136 171V170H135ZM189 171V172H190ZM214 171V170H213ZM120 172V171H119ZM125 172H127V171H125ZM138 172V173H137ZM139 172L140 171H136V173L139 175ZM169 172H171L172 173V171H169ZM240 172V177L238 178V173ZM108 173V172H107ZM109 173H110V171H109ZM109 173H108V175H109ZM116 173V172H115ZM128 173V172H127ZM135 173V174H136ZM141 173H143V172H141ZM185 173V172H184ZM193 173H189V175H187V173H186V175L189 177L191 174L194 176V174ZM251 173V172H250ZM105 174V173H104ZM112 174H114V173H110V175H112ZM126 174V173H125ZM128 174H130V173H128ZM136 174V175H137ZM143 174H145V173H143ZM248 174V173H247ZM131 175V174H130ZM129 175V176H130ZM138 175L137 176H135V177H138ZM141 175V174H140ZM171 175V174H170ZM192 175H191V177H192ZM204 175L206 176H208L207 178H205L204 177ZM243 175V174H242ZM252 175V174H251ZM96 176V175H95ZM99 176V175H98ZM101 176V175H100ZM99 176V177H100ZM115 176H116V174H115ZM118 176H121V175H118ZM195 176H194V178H195ZM250 175H248V177H249ZM107 177V176H106ZM111 177V176H110ZM113 177H114V175H113ZM128 177V176H127ZM134 177V178H135ZM141 177V179H142V176H140ZM244 177H245V174H244ZM132 178V177H131ZM161 178V177H160ZM193 178V177H192ZM211 178V179H212ZM216 178H217V180H216ZM218 178L221 180L220 182H221V185H220V183H219V181H218ZM97 179V178H96ZM105 179V178H104ZM140 179V178H139ZM171 179V178H170ZM189 179H191L190 177L189 178H187V180H189ZM210 179V180H211ZM242 179H244V178H242ZM245 179H246V177H245ZM129 180V179H128ZM143 180V182H144V179H142ZM173 180V179H172ZM246 180H248V179H246ZM102 181V180H101ZM116 181V180H115ZM134 181V180H133ZM136 181V180H135ZM170 181V180H169ZM206 181H208V184L209 183H211V184H213V181H210L209 182V180H206ZM206 181H204V182H206ZM244 181V180H243ZM249 181V180H248ZM247 181V182H248ZM110 182H111V180H110ZM113 182H114V179H113ZM113 182H112V184H113ZM132 182V181H131ZM131 182H129L128 184L129 185H131L130 183ZM164 182H165V180H164ZM250 182V181H249ZM248 182V183H249ZM98 183H100V181L98 182ZM136 183V182H135ZM159 183H161V184H159ZM169 183L170 182H168V184L167 185H169ZM202 183H203V181H202ZM241 183H242V181H241ZM244 183V182H243ZM246 183V182H245ZM244 183V184H245ZM133 185H134V183H132ZM204 184V183H203ZM207 184V185H208ZM210 184V185H211ZM229 185V186H231L230 187V192L232 193V194H227V192H228V188L229 187H227L226 185ZM247 184V183H246ZM246 184H245V187H246ZM136 185V184H135ZM134 185V186H135ZM147 185V187H149ZM164 185L166 186V184L164 183ZM241 185H243V184H241ZM240 185V188L242 187ZM140 186L138 187V189L140 188ZM165 186L163 187V189L165 188ZM204 186L205 187H207L205 184H204ZM213 186V185H212ZM252 186V185H251ZM249 184H248V188H250V190H248V192L249 191H251V188H253V187H251ZM127 187V186H126ZM131 188H132V186H130ZM137 187V186H136ZM146 187V188H147ZM152 187H153V185H152ZM160 187V188H161ZM204 187V188H205ZM217 187V186H216ZM223 187H225V189L223 188ZM243 187H244V185H243ZM131 188H129L130 189V191H131ZM134 188V187H133ZM142 188V189H143ZM145 188V189H146ZM155 188V187H154ZM211 188H213V187H211ZM231 188H232V190H231ZM238 188V187H237ZM239 188V189H240ZM247 188V189H248ZM114 189L116 190L117 188L116 187H114ZM119 189V188H118ZM118 189H117V191H118ZM122 190H124L123 188H121ZM121 189H119V190H121ZM137 188H135V189H133V190H136ZM145 189H143V190H145ZM156 189V188H155ZM241 189H243V188H241ZM246 189V190H247ZM110 190H112V188L110 189ZM139 190H141V188L139 189ZM146 190H148V188L146 189ZM146 190H145V192H146ZM158 190H161V189H158ZM171 190V189H170ZM169 190V191H170ZM203 190H206V188L205 189H203ZM214 190H216L215 189V187H214ZM130 191H129V193H130ZM163 191V190H162ZM168 191V190H167ZM166 191V192H167ZM168 191V194H170V192L172 191H170L169 192ZM182 191H184V190H182ZM218 191H220L219 189L217 190V192ZM119 192V191H118ZM125 192H126V190H125ZM134 192V191H133ZM145 192L143 193L142 192V194L144 195L145 194ZM229 192V193H230ZM241 192V191H240ZM245 192V191H244ZM259 192V191H258ZM258 192H257V194H258ZM104 193H106V191L104 192ZM104 193H103V195H104ZM108 193V192H107ZM113 193H115V191H111V193L110 194H113ZM117 193V192H116ZM127 193V195L129 194L128 192H126ZM147 193V192H146ZM163 193V192H162ZM182 193H184V192H182ZM252 193V192H251ZM260 193V192H259ZM120 194V193H119ZM118 194V195H119ZM141 194V193H140ZM166 195V194H164V195H166L167 197H169L170 198V196L169 195ZM172 194V193H171ZM186 194V193H185ZM185 194H182V195H185ZM208 194V193H207ZM217 194V193H216ZM219 194H220V192H219ZM242 194V193H241ZM244 194V193H243ZM246 194V193H245ZM244 194V195H245ZM250 194V193H249ZM116 195V194H115ZM114 195V198L116 197ZM117 195V196H118ZM126 194H124L123 195V197H128ZM147 195V194H146ZM149 195V194H148ZM162 195V194H161ZM173 195H175V193L173 194ZM251 195H253V194H251ZM260 195V194H259ZM106 195H104V196H102V198L103 197H105ZM121 196H122V194H121ZM145 196V195H144ZM176 196V195H175ZM206 196H208V195H206ZM218 196V195H217ZM254 196V195H253ZM261 196H263V195H261ZM107 197V196H106ZM125 197V198H126ZM165 197V196H164ZM167 197H165L164 198V202H165V204H168L167 202L168 201H172L171 203L173 204V202H174V199H169V198H167ZM216 197V196H215ZM248 197H250L249 195H248ZM256 197V196H255ZM258 197V196H257ZM109 198V197H108ZM111 198L113 199V197H112V195H111ZM111 198H109L110 199V201L112 200ZM121 198V197H120ZM129 198H133V197H129ZM144 199H145V197H143ZM173 198H174V196H173ZM182 198V200H183V198L184 197H181ZM180 198V199H181ZM209 198V197H208ZM251 198H253V197H251ZM264 198V197H263ZM104 199V201H105V199L106 198H103ZM109 199H107L106 200V203H107V201H108V204H112V203H109ZM117 199V198H116ZM122 199V198H121ZM124 199V198H123ZM163 199V198H162ZM185 199V198H184ZM242 201H241V200ZM259 199H260V197H259ZM258 199V200H259ZM119 200V199H118ZM127 200V199H126ZM125 200V201H126ZM133 200V199H132ZM157 200V199H156ZM156 200L154 201V202H156ZM178 200H179V196H178ZM254 199H252L251 201H253ZM263 200V199H262ZM262 200H261V202H262ZM117 201V200H116ZM120 201V200H119ZM123 201V204H124V200H122ZM127 201H130V200H127ZM161 201V203H163L162 202V200H160ZM181 201V200H180ZM180 201H179V203H180ZM184 201H186V199L184 200ZM188 201V200H187ZM186 201V202H187ZM248 201V202H247ZM257 201V200H256ZM254 202V204H256V203H258L259 201H257V202ZM8 202V201H7ZM111 202H113L114 203V201L112 200ZM153 202V203H154ZM182 202V201H181ZM263 202H264V200H263ZM117 203V204H116ZM120 203V205H121V202H119ZM130 203V202H129ZM128 203V204H129ZM160 203V204H161ZM170 203V202H169ZM174 203H178V202H174ZM178 203V204H179ZM183 203H185V202H183ZM114 204H116L117 206L119 205L118 204V202H115ZM128 204H126V206H128ZM181 204V203H180ZM186 204V203H185ZM190 204V203H189ZM189 204H186V206L187 205H189ZM200 204V203H199ZM262 203H258V205L260 206ZM7 205V204H6ZM115 205V210H117L116 209V206ZM130 205V204H129ZM153 205V207L155 206V203L154 204H152ZM151 205V206H152ZM159 205V204H158ZM157 204H156V206H158ZM162 205V204H161ZM174 205V204H173ZM173 205H171L170 204V206L172 207ZM176 205V204H175ZM181 205H183V204H181ZM109 205H107V207H108ZM111 206V205H110ZM114 206V205H113ZM124 206H125V204H124ZM124 206H122L121 208H123ZM150 205H148L147 207H151ZM179 206V205H178ZM197 206H198V204H197ZM231 206H229V207H231ZM242 206V207H243ZM256 206V205H255ZM262 206H264L263 204H262ZM112 207V206H111ZM130 208H131V206H129ZM133 207V206H132ZM159 208H160V206H158ZM177 207V206H176ZM176 207L174 208V209H176ZM183 207H184V205H183ZM183 207H181L180 206V209H179V207H177L178 209V211L179 210H181V208L182 209H184ZM200 206H198V208H199ZM254 207V206H253ZM119 208V207H118ZM124 208H126V207H124ZM154 208H156V207H154ZM159 208H157L156 209V211H159ZM168 208H169V210H171L170 209V207L168 206ZM258 208V207H257ZM108 209H109V212H110V207H108ZM127 210H129V208L127 207L126 208ZM163 209H165V208H163ZM167 209V208H166ZM200 209V208H199ZM219 209H220V207H219ZM222 209V208H221ZM234 209H235V207H234ZM259 209L261 210V212L263 211L264 212V210H262V209H264L263 207H262V209H261V207L260 208H258V209H254V210H258L259 211ZM113 210V209H112ZM121 210V209H120ZM131 210H133V209H131ZM155 210V209H154ZM154 210H153V212H154ZM231 210H232V207H231ZM231 210H229V211H231ZM236 210V209H235ZM248 210V211H247ZM130 211V210H129ZM168 211V210H167ZM216 211V210H215ZM215 211H209V213L211 212L212 213V215L210 214L207 218H206V221H207V225H206V230H207V232L205 231V228L204 227H202L201 225V227H202V230H204L205 232H203L202 231V233H200V229H199V232L198 233H200L201 235H197L195 232V234L197 235V237L195 238L194 237V233L192 234V232H189L190 234H189V236L190 237H187V234L185 235V236H182V232L180 231V229H182L183 230V232H184V230H186V228H184V226H182V225H184V224H182L183 223V221H181V222H179L178 221V223L180 224V226H182L181 228H179V232H178V228L177 227H174V226H171L172 224H173V222L171 223V225H169V226H171V229H170V234H169V232H168V228L169 227H167V233H165V232H163L162 230H161V235L160 236H155L156 238H157V240L155 239V237H154V233L153 232H155L156 233V231H154L155 230V228H153L152 230H153V232L151 233L152 235H151V237L153 238L154 237V239H151L150 238V235H149V233H150V228H149V230L147 231V229H146V231H144L143 232V230H144V228L142 229V232L141 233H144L143 235L144 236H141V237H139L138 235L139 234H141L140 232H137V231H135V229H134V231L138 234H135V232H133V231H129L128 230V228H127V230L126 229H124V235H125V237L126 238H124L123 240H120V237L122 236L121 234L123 233L122 232V230L123 229H121V228H124V227H126V226H123V225H125V224H121V223H123V222H125V221H123L125 218H126V215L128 214V211H126L125 213H122L123 211H117V212H115V211H113L112 213H110L111 214V218H113V222H111L112 220H110L109 221V223H108V220L107 221H103V222H101V220H100V218L99 217H97L96 219H95V221H93L92 222V230H90V232H88L87 234H88V236H87V234H86V232H85V234H86V236L88 237H86L85 236V234L83 235V233L82 234H80L82 237L83 236H85L86 237V239H92V236H94L93 238V240L95 241V239H98V241L95 243H89V240L86 242V240H85V242H80V241H78L76 238L77 237H75V239L73 238V239H69V235L71 234H69V232H67L66 233V236H67V238H65V240H63V243H61V244H63L62 246L60 245V243L58 244V243H55L58 247L56 248V247H54L55 248V250H57L55 253H54V249H53V255L54 256H52V254H50L49 256V258H48V260L47 259H43V257L42 256H40V254L41 253H38V252H42V250H43V248H41V245H43V244H39V245H37L36 244V246H33V248H26V256H24V251H22V253H21V256L19 257V258H17L18 259V261H21V260H24L25 261V263H23V264H264V235H263V232H264V228H263V230H257V228H262V227H260V226H263V225H260L261 224V222L262 221H264V215L262 216V220H260L259 219V215H257V214H259V213H261V212H259V213H255V217H256V215H257V217H258V219L261 221L260 222V226L257 224V223H259V220H258V222H256L255 221V223L258 225L257 227L255 226V228H253L254 227V225H253V227L251 228V223L252 222H254V221H252L251 222V220L250 219H248V222H250V223H248L249 225H251L250 226V228H248V225H247V222H246V225H243L242 226V224L240 223L241 221H238L239 223H240V225H238V224H236V223H238V222H236L235 220V222L232 220V218H231V220H230V214L228 215V213H229V211H228V213H227V211H225V212H223V213H226L227 215H226V217H225V215H223V217H221V215H220V217H219V212L221 211V210H219V211H217V212H215ZM241 211V210H240ZM247 211V212H246ZM152 214H153V216H154V214H156V218H158V214H160V212L158 213V212H152V211H150ZM222 212H220V214L222 213ZM232 212H233V210H232ZM252 212V211H251ZM253 212H255V211H253ZM132 211H131V214L129 213V216H131L132 215ZM164 213H165V211H164ZM166 213H168V212H166ZM216 213H218V216H217V214ZM231 213V212H230ZM234 213V212H233ZM126 214V215H125ZM136 217L137 216H139V214L136 212ZM168 214H170V216H171V212L170 213H168ZM168 214H167V216H168ZM241 214V213H240ZM254 214V213H253ZM264 214V213H263ZM161 216H162V213L160 214ZM215 215V216H214ZM236 215V214H235ZM247 215V214H246ZM246 215H245V217H246ZM250 215V217L252 216L251 214H249ZM262 215V214H261ZM128 216V215H127ZM153 216H152V218H153ZM170 216H168V218L170 217ZM173 216L175 217H177V219H178V214H173ZM173 216H172V218H173ZM217 216V217H216ZM231 216H232V214H231ZM243 216V215H242ZM241 216V217H242ZM248 216V215H247ZM109 218H110V216H108ZM132 217V216H131ZM141 217V216H140ZM139 217V218H140ZM147 217H149V216H147L146 215V217L145 218H147ZM155 217V216H154ZM163 217L165 218L166 216H164V214H163ZM235 217H238L237 215L235 216ZM234 217V218H235ZM240 217V216H239ZM245 217L243 218L242 217V219H243V221H244V219H245ZM256 217V218H257ZM143 218V217H142ZM144 218V219H145ZM156 218H154L153 219V222H156L157 220L159 221V222H161V220H159V219H157L156 221H155V219ZM160 218V217H159ZM163 218V219H164ZM247 218H249V216L248 217H246V219H245V221H247ZM252 218H253V216H252ZM148 219V221H150L151 223H152V219H150V218H147ZM171 219V218H170ZM175 219V218H174ZM172 220V221H176V223H177V220ZM127 220H129L128 218L126 219V222L128 223V222H130V221H132V219L131 220H129V221H127ZM140 220V219H139ZM164 220H167L168 222H169V220L168 219H164ZM164 220H162L163 222H164ZM179 220V219H178ZM184 220V219H183ZM250 220V221H249ZM137 221V220H136ZM143 221V224H144V221L145 220H141V222ZM186 221V220H185ZM188 221V220H187ZM185 222V225L190 221H188V222ZM206 221L204 222V223H206ZM140 222V221H139ZM149 222V223H150ZM166 222V221H165ZM192 220H191V224L190 225H192ZM203 222V221H202ZM116 223L117 224H121V225H119V226H117L116 225ZM146 223H148L147 222V220H146ZM175 223V222H174ZM175 223V224H176ZM255 223H253V224H255ZM135 224V223H134ZM153 224V223H152ZM151 224V225H152ZM157 224V223H156ZM161 224H164V223H161ZM160 224V225H161ZM245 224V223H244ZM255 224V225H256ZM114 225H116V226H114V228L113 229H115V231H113V229H112V227ZM127 225H129V223L127 224ZM132 225H133V222H132ZM138 225V224H137ZM137 225H136V227H137ZM141 225V224H140ZM150 225V226H151ZM155 225V224H154ZM158 225V229L160 230V226H159V224H157ZM156 225V226H157ZM187 225H189V224H187ZM186 225V226H187ZM110 226H111V228H110ZM130 226V225H129ZM135 226V225H134ZM133 226V227H134ZM139 226V225H138ZM145 226H146V224H145ZM149 226V225H148ZM153 226V225H152ZM155 226V227H156ZM165 225H163L162 226V228L164 227ZM167 226H168V224H167ZM176 226V225H175ZM177 226H178V224H177ZM200 226L198 227V228H200ZM205 226V225H204ZM135 227V228H136ZM147 227V226H146ZM160 227V228H159ZM174 227V228H173ZM195 227L197 228V226L195 225ZM99 228V229H98ZM138 228V227H137ZM141 227H139V230H141L140 229ZM148 228V227H147ZM189 228V227H188ZM187 228V229H188ZM190 228H192V227H190ZM196 228H192L191 230H195ZM197 228V229H198ZM248 228V229H247ZM164 229V228H163ZM165 229H164V231H165ZM119 230H121L120 232H122L121 234L119 233ZM126 230V231H125ZM190 230V229H189ZM190 230V231H191ZM97 231V233H95ZM98 231H100L101 232V235H100V238H99V234H100V232H98ZM117 231V232H116ZM187 231V230H186ZM185 231V232H186ZM43 232V231H42ZM93 232V233H92ZM134 234H133V233ZM147 232H149V233H146ZM180 232H181V234H180ZM184 232V233H185ZM99 233V234H98ZM132 233V235H137L136 237H137V241H139L140 240V242H139V244H138V246H136L137 247V249H135V247H134V251L132 252L131 251V249L128 251V252H130L131 251V253H132V255H130V256H126V248L128 249V247H129V241L131 240V234ZM158 233V232H157ZM45 233H43V234H40V235H44ZM79 234H75V235H73V233H72V235L73 236H79ZM146 234V235H145ZM113 236V237H112ZM191 236H193L194 238H192ZM91 237V238H90ZM97 237V238H96ZM134 237V236H133ZM49 238H51V237H49ZM81 238V237H80ZM138 238H139V240H138ZM40 239H41V237H40ZM43 239H45L44 241H46L47 242V235H46V238L44 237H42V240ZM78 239H79V237H78ZM85 238L83 237V239L82 240H84ZM136 239V238H135ZM53 240V239H52ZM60 239H57V240H54V241H59ZM62 240V239H61ZM49 241V240H48ZM54 241H51V239H50V241L49 242H53L54 243ZM92 241V240H91ZM36 243H37V240L35 241ZM34 242V243H35ZM65 242V243H64ZM44 243V242H43ZM52 243V244H53ZM76 243V245H74ZM79 243V244H78ZM89 243V244H88ZM32 244H33V242H32ZM45 244H47V248L49 249V247H48V243H45ZM44 244V245H45ZM136 244V245H137ZM34 245V244H33ZM50 245H51V243H50ZM55 245V246H56ZM60 245V246H59ZM86 245H88V246H86ZM134 245V244H133ZM7 246H9V245H7ZM64 246V247H63ZM67 246H70V247H72V249L74 248L75 249V253L77 252L78 253V251H79V249H81L82 248V250H80L79 252H81L80 253V255H78V254H76V255H73L74 253V249L72 250H70V249H66V248H68ZM84 246H86L85 248H84ZM135 246V245H134ZM43 247H45V246H43ZM133 247V246H132ZM79 248V249H78ZM84 248V249H83ZM2 249V248H1ZM8 249H9V247H8ZM5 249V250H7V251H9V250H11V249ZM16 249V248H15ZM15 249L13 248V250L15 251ZM18 249V248H17ZM44 249H46V248H44ZM76 249H78L77 251H76ZM125 249V250H124ZM133 249V248H132ZM12 250V251H13ZM21 249H19L18 251H20ZM61 252H60V251ZM63 250H68V253L66 254V255H64V257H63V255L61 256L59 253H66L65 251H63ZM124 250V251H123ZM141 250H142V252H141ZM191 251V257L192 258H190V259H187V257H185V259H183V255H185L186 254V252H188V253H190V251ZM2 251V250H1ZM17 250L15 251V252H18ZM45 251V250H44ZM47 251L48 250H46V253H47ZM72 253H71V252ZM126 251V252H125ZM216 251V253H214ZM11 251H9V253H10ZM36 252H37V254H39L38 255V257L40 256V257H42V259L41 260H39L40 258H38L37 257V254H36ZM70 252V253H69ZM138 252V257H137V260L138 261H136V258H135V254L134 253H137ZM8 253V254H9ZM12 253V252H11ZM107 253V254H106ZM185 253V254H184ZM3 254V255H2ZM6 254H7V252H6ZM5 254V255H6ZM7 254V255H8ZM13 254V255H12ZM11 255L12 256H14V255H16L17 256V254H19V253H16V254H14V253H12ZM34 254V255H33ZM47 254H49V253H47ZM59 254V255H58ZM112 254H114V256L113 257H118L117 259H115L116 260V263H115V260H113V257H111V258H109ZM130 254V253H129ZM1 255H2V259H3V256H5L4 255V253H2L1 252ZM11 255L9 254V256H10V259L12 258L11 257ZM35 255H36V258H35ZM41 255H45L44 253H42ZM61 256V257H59L58 258V260H60L59 262L58 261H56L57 260V257H55V256ZM189 255V254H188ZM15 257V256H14ZM24 257V258H23ZM45 257H46V255H45ZM44 257V258H45ZM48 257V256H47ZM46 257V258H47ZM6 258V257H5ZM9 258V257H8ZM23 258V259H22ZM2 259H0V260H2ZM110 259V260H109ZM12 260H14V259H12ZM44 260V261H43ZM109 260V261H108ZM112 260V261H111ZM8 261L9 260H4L3 262H5V263H7V264H9L8 263ZM11 261V260H10ZM119 261V262H118ZM2 262V261H1ZM2 262V263H3ZM12 262H14L13 264H16V262L17 261H12ZM56 262V263H55ZM10 264H12V263H10ZM17 264H18V262H17Z\"/></svg>",
	"mask_w": 264,
	"mask_h": 264
}]
</instances>
